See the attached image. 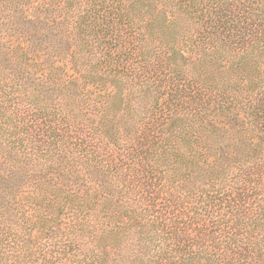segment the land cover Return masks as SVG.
Instances as JSON below:
<instances>
[{"label": "trees", "instance_id": "16d2710c", "mask_svg": "<svg viewBox=\"0 0 264 264\" xmlns=\"http://www.w3.org/2000/svg\"><path fill=\"white\" fill-rule=\"evenodd\" d=\"M0 264H264V0H0Z\"/></svg>", "mask_w": 264, "mask_h": 264}]
</instances>
